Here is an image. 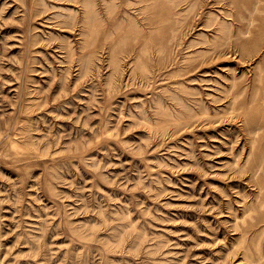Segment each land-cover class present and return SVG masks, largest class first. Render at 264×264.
Here are the masks:
<instances>
[{"label":"rangeland","instance_id":"obj_1","mask_svg":"<svg viewBox=\"0 0 264 264\" xmlns=\"http://www.w3.org/2000/svg\"><path fill=\"white\" fill-rule=\"evenodd\" d=\"M0 264H264V0H0Z\"/></svg>","mask_w":264,"mask_h":264}]
</instances>
